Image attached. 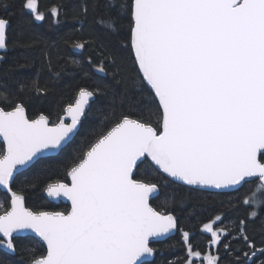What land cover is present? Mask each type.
Masks as SVG:
<instances>
[{
    "label": "snow or ice",
    "instance_id": "6c2138e0",
    "mask_svg": "<svg viewBox=\"0 0 264 264\" xmlns=\"http://www.w3.org/2000/svg\"><path fill=\"white\" fill-rule=\"evenodd\" d=\"M10 6L9 0H0V10ZM20 9L29 23L46 18L38 0H20ZM61 13L62 6L51 7L47 15L52 24L60 22ZM70 14L81 30L92 17L88 28L94 39L76 41L73 47H99L101 58L92 68L113 78L121 76V68L102 43L97 45L95 29L118 38L127 27L134 54L133 94L126 90L117 104L108 85L81 87L57 120L43 114L29 119L24 99L10 95L3 81L17 83L25 96L48 89L38 76L27 84L15 77L13 69L29 66L27 61L0 68V137L5 145L0 191L10 195V209L5 204L0 215V250L14 253L16 237L31 232L46 245V254L33 258L35 251L25 249L24 264H147L156 251L152 239L179 227L171 212L162 214L150 206L159 183L133 179L134 168L147 162L154 174L190 189L235 192L255 181L243 199L227 200L235 215L222 228L215 227L222 215L203 224L211 237L207 253L195 250L192 234L180 229L187 255L183 264H221V243L234 257L229 264H249L257 252L264 255V243L257 249L247 230L248 221L259 219L264 231V0H80ZM8 26V18L0 16V53L10 47ZM42 42L38 34L21 33L11 47L27 49ZM42 55L52 71L51 53ZM97 97L107 99V115L94 142L68 166L71 183L44 189L49 199L70 200V211L29 210L25 188L50 169L42 165L14 191L17 176L63 149ZM176 195L167 194L173 203H183ZM239 208L251 210L240 218ZM232 241L247 246L243 257L235 255ZM168 264H180V258Z\"/></svg>",
    "mask_w": 264,
    "mask_h": 264
},
{
    "label": "trees",
    "instance_id": "16d2710c",
    "mask_svg": "<svg viewBox=\"0 0 264 264\" xmlns=\"http://www.w3.org/2000/svg\"><path fill=\"white\" fill-rule=\"evenodd\" d=\"M10 7L0 10V16H6L9 20L7 36L9 41V49L6 53H0L4 59L0 61V68L13 65L14 62L29 66L13 69L14 75L23 83L39 78V83L42 87L48 89L46 94H35L34 91H29L27 96L19 90V85L12 80H4L3 85L6 86L9 94L16 93L25 101L26 114L29 119L43 114L52 120H57L58 116L63 114L62 109L67 103L73 102L75 94L79 88L85 87L93 89L98 85L103 87L109 86L110 92H114L119 98L125 91L128 95H132L134 87L135 69L131 66L133 53L131 50V34L125 26L121 30L118 38L108 36L104 31L97 27L95 29L96 43L103 44L106 52L110 53L116 65L121 68V76L113 78L111 74L103 75L95 72L92 68L93 64H98L100 61V49L97 46L89 43L82 50H77L73 47L74 42L79 40L91 41L93 36L89 35L88 25L92 22V17H88V22L84 29L81 30L80 25L75 23L70 14V10L80 3V0H38L40 11L46 14V18L41 21L29 23L27 13H21L20 0H9ZM53 5L62 6L60 22L52 24L51 15H47ZM64 13H68L65 15ZM23 33L25 36L30 33L38 34L42 38V43L31 48H13L11 47L13 39ZM126 41V43H124ZM51 53V61L53 70L49 71L47 62L42 55L43 52ZM82 55V56H81ZM89 56V57H88ZM93 58V59H92ZM80 59V60H79ZM77 60L79 65L73 64L72 61ZM91 61L92 63L90 64ZM112 68H109V73ZM0 107H4L0 103ZM108 101L106 98L97 97L92 100L90 107L87 110V115L84 116L79 126V131L63 149L56 155H49L38 161L32 168L22 171L17 176L13 183V190L17 191L20 188L21 181L25 177H31L36 170L42 165H47L50 169L49 173L25 188L23 195L25 197L26 207L33 211H63L67 212L68 206L59 201L52 202L47 200L43 191L46 186L53 182L68 181L66 170L76 156L86 150L90 143L96 139V133L101 130L102 122L107 115ZM5 110H9L6 108ZM133 118H136L135 116ZM153 126H156V117L152 118ZM3 146L0 142V151ZM134 178L146 183H159V195L152 198L151 206L161 211L163 214L171 212L178 222V228L175 235L169 237L165 241L152 243L151 246L156 249L154 258L148 261L147 264H168L169 261H175L180 258V264L187 258L186 248L182 243L180 229L190 232L191 242L195 250L207 253L209 251L208 241L211 239L210 234L203 231V224L210 221H215V217L222 215L223 219L215 224L216 228H222L226 222L232 218L235 213L228 211L227 200L229 198L239 197L243 199V193L255 181H249L235 192H212L197 189H190L180 184H176L166 177L159 174H154L152 167L147 163H141L136 167ZM175 191L177 193L176 200H183V203H173L167 194ZM233 203L237 201L233 199ZM9 207V198L5 192L0 191V214ZM237 207L238 204H237ZM248 208H239L241 213L240 218H245L244 213L250 211ZM260 216H264V208L260 210ZM247 230L250 238L254 241L257 249L264 243V231L259 227V219L247 222ZM230 237L225 236L224 242H228ZM232 247L238 249L235 252L236 256L243 257V253L247 251V246H240L238 241H232ZM25 249L35 251V257L38 258L44 253L43 246L33 236L16 237V251L11 254L4 250H0V264H24V258L28 256ZM212 254L215 255V246H213ZM221 264H229L233 260V256H229L224 248L223 243L220 245ZM264 259V255L257 252L251 259L249 264H258L259 260Z\"/></svg>",
    "mask_w": 264,
    "mask_h": 264
},
{
    "label": "water",
    "instance_id": "95a60500",
    "mask_svg": "<svg viewBox=\"0 0 264 264\" xmlns=\"http://www.w3.org/2000/svg\"><path fill=\"white\" fill-rule=\"evenodd\" d=\"M131 44V43H130ZM133 57H134V54H133ZM89 108V107H88ZM10 110V109H9ZM88 110V109H87ZM64 114V113H63ZM62 114V115H63ZM27 115V114H26ZM41 115V114H40ZM39 116V115H38ZM28 117V116H27ZM37 117V116H36ZM35 117V118H36ZM35 118H33V119H35ZM84 118V117H83ZM70 122V121H69ZM75 137V136H74ZM73 137V138H74ZM73 138H72V140H73ZM71 140V141H72ZM70 141V142H71ZM0 142H1V144H2V146H3V149H4V147H5V145H4V143H3V138L2 137H0ZM68 144V143H67ZM66 144V145H67ZM65 145V146H66ZM64 146V147H65ZM63 147V148H64ZM59 152V151H58ZM58 152H55V153H51V154H49V155H56ZM48 155V156H49ZM135 171H136V168H134V173H135ZM67 178H68V181H58V182H53V183H50V184H56V183H66V184H70L71 183V180H70V178L67 176ZM133 179H135L134 178V176H133ZM47 187V186H46ZM46 189V188H45ZM203 191H208V190H203ZM210 191H212V192H230V191H217V190H210ZM4 192V191H3ZM6 195L8 196V198H9V209H10V195L9 194H7L6 193ZM43 195H44V197L47 199V200H49V201H52V202H59V201H61V202H63V203H65L67 206H68V211H70V209H71V201L70 200H68L66 197H64V198H61V199H58V200H52V199H49L48 197H47V194H46V192L45 191H43ZM154 197H156V196H154ZM154 197H152V198H154ZM152 198H150V201H151V199ZM24 206L26 207V205L24 204ZM150 206H151V204H150ZM27 208V207H26ZM29 209V208H28ZM30 210V209H29ZM32 211V210H31ZM67 211V212H68ZM42 212H53V211H42ZM67 212L65 213V214H67ZM3 214V213H2ZM2 214H0V215H2ZM163 214V213H162ZM175 233H176V231L174 232V233H170V234H166V237L165 238H159V239H152V243H155V242H162V241H165L166 239H168L169 237H171V236H173V235H175ZM26 235H28V236H33V237H35L43 246H44V248H45V250H46V245L42 242V240H40L35 234H33V233H31V232H26V233H21V234H19L18 236H26ZM6 251V250H5ZM6 252H9V251H6ZM9 253H12V252H9ZM154 258V253H153V256L152 257H150L149 258V260L148 261H151L152 259Z\"/></svg>",
    "mask_w": 264,
    "mask_h": 264
},
{
    "label": "flooded vegetation",
    "instance_id": "af4514ba",
    "mask_svg": "<svg viewBox=\"0 0 264 264\" xmlns=\"http://www.w3.org/2000/svg\"><path fill=\"white\" fill-rule=\"evenodd\" d=\"M67 211H68V209H67ZM63 212V211H62ZM64 213H66V212H64ZM2 214V213H1ZM17 237H20V236H17ZM40 243V242H39ZM156 243V242H155ZM41 244V243H40ZM152 244V243H151ZM42 245V244H41ZM43 246V245H42ZM43 248H44V246H43ZM5 251V250H4ZM11 254H13V252L11 253ZM43 254H46V250H45V248H44V253ZM40 256H38V258H39Z\"/></svg>",
    "mask_w": 264,
    "mask_h": 264
},
{
    "label": "bare ground",
    "instance_id": "6f19581e",
    "mask_svg": "<svg viewBox=\"0 0 264 264\" xmlns=\"http://www.w3.org/2000/svg\"><path fill=\"white\" fill-rule=\"evenodd\" d=\"M125 43V42H124ZM82 56V55H81ZM89 57V56H88ZM93 59V58H92ZM80 60V59H79ZM92 63V62H91ZM90 63V64H91ZM28 208V207H27ZM30 209V208H29ZM30 210H32V209H30ZM33 211V210H32ZM33 212H36V211H33ZM38 212H42V211H38ZM53 212H62V211H53ZM64 213V212H63ZM35 238V237H34Z\"/></svg>",
    "mask_w": 264,
    "mask_h": 264
}]
</instances>
